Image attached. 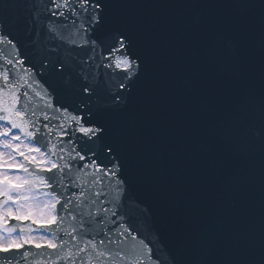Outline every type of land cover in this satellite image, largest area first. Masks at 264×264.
<instances>
[{
  "label": "snow or ice",
  "instance_id": "snow-or-ice-1",
  "mask_svg": "<svg viewBox=\"0 0 264 264\" xmlns=\"http://www.w3.org/2000/svg\"><path fill=\"white\" fill-rule=\"evenodd\" d=\"M231 6L181 22L224 76L186 132L154 114L167 73L134 5L0 0V264H264V0Z\"/></svg>",
  "mask_w": 264,
  "mask_h": 264
},
{
  "label": "water",
  "instance_id": "water-1",
  "mask_svg": "<svg viewBox=\"0 0 264 264\" xmlns=\"http://www.w3.org/2000/svg\"><path fill=\"white\" fill-rule=\"evenodd\" d=\"M190 8L184 10L177 9L173 6L172 1L169 7L159 5L156 0L147 2L144 5L139 4V0H135L132 5L134 7L130 11L141 20L152 19V32L150 44L156 53V59L153 71H164L167 73L165 86L161 88L159 98L153 107V111L160 104L166 111L154 112L156 118L161 122H166L186 132L191 131L193 125V99L206 91L207 85L224 76L211 73L208 70L196 66L195 61L187 57V46L191 42L192 37L198 34L182 33L181 22H185L186 12L194 10L193 4L196 0H187ZM214 0L208 6L207 11L214 8ZM228 6V4L223 3ZM224 11V9L219 10ZM255 10H251L250 15H254ZM136 16V15H135ZM212 15L210 20H213ZM196 32L199 33V40L210 39L213 35L211 31L204 32L197 27ZM198 39V38H197ZM180 42L184 43V51L172 54L173 48H178ZM191 73L194 79V91L185 98L182 88V78L184 75ZM209 75H214V79ZM173 112H169L170 109Z\"/></svg>",
  "mask_w": 264,
  "mask_h": 264
}]
</instances>
